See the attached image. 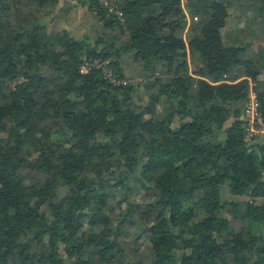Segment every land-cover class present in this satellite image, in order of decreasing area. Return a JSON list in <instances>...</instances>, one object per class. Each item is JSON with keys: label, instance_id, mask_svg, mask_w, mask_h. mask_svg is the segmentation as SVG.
Here are the masks:
<instances>
[{"label": "trees", "instance_id": "trees-1", "mask_svg": "<svg viewBox=\"0 0 264 264\" xmlns=\"http://www.w3.org/2000/svg\"><path fill=\"white\" fill-rule=\"evenodd\" d=\"M57 5L0 0V264H264V71L228 70L221 0Z\"/></svg>", "mask_w": 264, "mask_h": 264}, {"label": "crops", "instance_id": "crops-1", "mask_svg": "<svg viewBox=\"0 0 264 264\" xmlns=\"http://www.w3.org/2000/svg\"><path fill=\"white\" fill-rule=\"evenodd\" d=\"M255 1L221 0L224 7V25L220 29L222 44L243 46V51L227 66L231 73L245 72L250 65L264 71V12L254 11Z\"/></svg>", "mask_w": 264, "mask_h": 264}, {"label": "rangeland", "instance_id": "rangeland-1", "mask_svg": "<svg viewBox=\"0 0 264 264\" xmlns=\"http://www.w3.org/2000/svg\"><path fill=\"white\" fill-rule=\"evenodd\" d=\"M67 0H58V9H63L64 3ZM58 13H61L60 11ZM53 22L55 23L57 27H67L70 30L73 31L74 34H81L89 31L90 33L94 32L97 29V22L96 19L89 14L85 8L82 7H74L72 10L68 11L65 15L62 13L59 14L58 17L53 19ZM106 62H99L94 61L92 64L88 61H84L82 65L80 66V70L82 72L87 71L92 65L97 66L98 68H101L104 73L108 70V68L105 66ZM127 63H125V71L126 74H129L135 67L131 63H129V66H127ZM9 187H0V193L2 191L9 190ZM243 192V191H242ZM239 192H232L227 186H224L221 188V196L223 199H233V200H242L246 199L245 194Z\"/></svg>", "mask_w": 264, "mask_h": 264}, {"label": "built area", "instance_id": "built-area-1", "mask_svg": "<svg viewBox=\"0 0 264 264\" xmlns=\"http://www.w3.org/2000/svg\"><path fill=\"white\" fill-rule=\"evenodd\" d=\"M184 1V0H182ZM197 18L194 17L193 20H196ZM190 21L188 20L187 26L189 25ZM106 76L110 79V81L114 84L119 83V80H116L111 76L110 71L105 72ZM248 89H247V95H246V102H245V109H244V117L246 120L245 130H246V139H250L255 135H258L263 130L259 128L258 121H259V111H258V99L256 96V92L254 90V82L247 77L246 78Z\"/></svg>", "mask_w": 264, "mask_h": 264}]
</instances>
